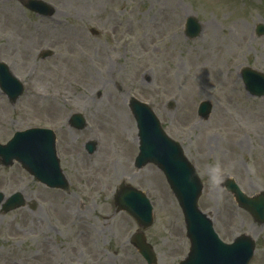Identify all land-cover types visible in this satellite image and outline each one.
Here are the masks:
<instances>
[{"label":"rangeland","instance_id":"rangeland-1","mask_svg":"<svg viewBox=\"0 0 264 264\" xmlns=\"http://www.w3.org/2000/svg\"><path fill=\"white\" fill-rule=\"evenodd\" d=\"M41 1L53 6L52 15L0 0V61L24 86L14 104L0 91V143L16 132L50 128L61 169L80 192L46 191L18 164L0 165L3 202L20 192L36 204L0 209V264H100L101 257L106 264H145L128 242L135 221L113 202L121 181L149 198L153 223L145 235L157 264L184 259L189 241L163 175L152 165L133 168L137 129L130 97L152 109L195 166L203 183L198 206L219 238L253 237L249 264H264V225L222 184L230 176L249 196L264 192V97L249 95L240 77L244 67L264 75V32L256 33L264 27V0ZM15 9L21 24H12ZM188 18L200 29L192 39L185 36ZM44 50L53 54L39 59ZM201 103L212 104L207 120L196 114ZM72 115L84 117L87 128H72ZM91 140L97 146L88 154ZM78 202L87 210L73 230L67 211ZM79 230L80 245L72 243Z\"/></svg>","mask_w":264,"mask_h":264},{"label":"water","instance_id":"water-1","mask_svg":"<svg viewBox=\"0 0 264 264\" xmlns=\"http://www.w3.org/2000/svg\"><path fill=\"white\" fill-rule=\"evenodd\" d=\"M25 4L38 13L51 14L49 6L40 1L31 0ZM199 31L196 21L189 18L186 23V35L193 38ZM263 32L264 28L258 26L256 33L261 35ZM241 77L251 95L264 96V76L260 72L244 68ZM0 87L11 101L21 93V86L14 81L5 67L0 68ZM130 109L137 123L139 139L135 167L139 169L148 163L155 165L163 173L183 214L190 248L187 257L179 264H248L254 251L252 238L242 234L231 244L219 240L213 231L212 221L202 214L197 206L202 184L195 168L184 157L179 144L162 131L158 120L146 105L132 99ZM210 112L209 103H202L199 106L198 115L202 118H207ZM82 120L80 116L75 117L74 125L82 128ZM93 144V142L88 144L89 152L93 151ZM0 161L5 166L16 161L36 180L50 187L65 188V181L55 157L54 137L51 131L33 128L16 132L6 145H0ZM47 162L50 167H47ZM227 188L234 194L239 207L247 210L259 224L264 223L263 194L248 198L231 182L227 184ZM3 199V195L0 194V204L4 213L24 206V200L19 193L12 195L2 204ZM114 200L118 210L131 215L143 229L151 225L152 207L143 193L121 184ZM131 242L148 264L155 263V256L150 246L145 243L142 233L137 232Z\"/></svg>","mask_w":264,"mask_h":264},{"label":"flooded vegetation","instance_id":"flooded-vegetation-1","mask_svg":"<svg viewBox=\"0 0 264 264\" xmlns=\"http://www.w3.org/2000/svg\"><path fill=\"white\" fill-rule=\"evenodd\" d=\"M43 187V189H45L46 191L48 190V191H53V190H50V189H47V188H45L44 186H42ZM52 193H54V191L52 192ZM56 193V192H55ZM62 193H64V192H62ZM66 194V193H65ZM85 203H83L82 205H80V206H78V207H76V205L74 204L73 205V209H72V212L70 211V210H68L67 212L74 218V219H76V220H82V218L84 217V214H85V211L87 210V208L85 209ZM87 207H88V205H87ZM56 211H57V208H54L53 209V213L55 214L56 213ZM69 223H71V224H68V226L70 225L72 228H73V230H75L76 229V224H75V221L72 219H70V221H69ZM83 236H84V233L81 231V230H79L78 232H77V234H76V236H75V238H74V240H73V242L72 243H78L79 245H80V243H81V241H82V238H83Z\"/></svg>","mask_w":264,"mask_h":264},{"label":"bare ground","instance_id":"bare-ground-1","mask_svg":"<svg viewBox=\"0 0 264 264\" xmlns=\"http://www.w3.org/2000/svg\"><path fill=\"white\" fill-rule=\"evenodd\" d=\"M7 9H3L4 12H6ZM1 11V10H0ZM12 24H16V23H23L22 19H21V14L20 12L15 9L12 11ZM123 115V117L125 116L124 113H121ZM128 125V120H122V126L127 130V131H131L130 126H126ZM72 212V208L69 209ZM123 247H124V243H122L121 245H119L117 248L120 250L121 254L123 255ZM125 255V254H124ZM126 256V255H125ZM104 258V257H101ZM102 264H106V262H102Z\"/></svg>","mask_w":264,"mask_h":264}]
</instances>
